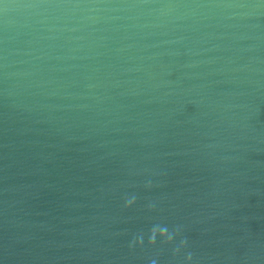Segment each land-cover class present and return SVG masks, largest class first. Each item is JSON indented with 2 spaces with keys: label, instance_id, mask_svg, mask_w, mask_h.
Listing matches in <instances>:
<instances>
[{
  "label": "water",
  "instance_id": "95a60500",
  "mask_svg": "<svg viewBox=\"0 0 264 264\" xmlns=\"http://www.w3.org/2000/svg\"><path fill=\"white\" fill-rule=\"evenodd\" d=\"M0 264H264V0H0Z\"/></svg>",
  "mask_w": 264,
  "mask_h": 264
}]
</instances>
